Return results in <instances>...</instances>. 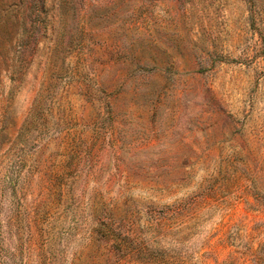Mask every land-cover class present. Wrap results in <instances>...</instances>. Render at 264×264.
Wrapping results in <instances>:
<instances>
[{
  "label": "rangeland",
  "instance_id": "rangeland-1",
  "mask_svg": "<svg viewBox=\"0 0 264 264\" xmlns=\"http://www.w3.org/2000/svg\"><path fill=\"white\" fill-rule=\"evenodd\" d=\"M0 264H264V0H0Z\"/></svg>",
  "mask_w": 264,
  "mask_h": 264
}]
</instances>
